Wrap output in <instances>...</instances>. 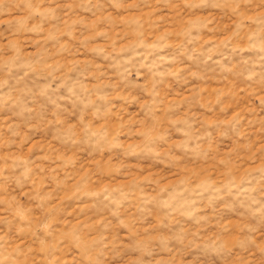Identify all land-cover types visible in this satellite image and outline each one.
Wrapping results in <instances>:
<instances>
[{"label":"rangeland","instance_id":"obj_1","mask_svg":"<svg viewBox=\"0 0 264 264\" xmlns=\"http://www.w3.org/2000/svg\"><path fill=\"white\" fill-rule=\"evenodd\" d=\"M0 264H264V0H0Z\"/></svg>","mask_w":264,"mask_h":264}]
</instances>
